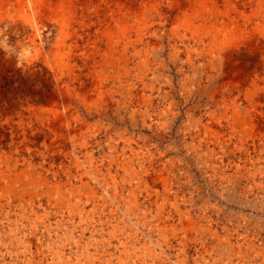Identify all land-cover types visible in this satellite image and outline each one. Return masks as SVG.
Segmentation results:
<instances>
[{"label": "rangeland", "instance_id": "374dc122", "mask_svg": "<svg viewBox=\"0 0 264 264\" xmlns=\"http://www.w3.org/2000/svg\"><path fill=\"white\" fill-rule=\"evenodd\" d=\"M138 1L0 0V171L7 164L5 160L12 143L22 150L38 147L44 140L40 137L42 128L48 122H55L59 112L62 116L67 114L63 111L69 107L74 116L95 126L99 131L97 139L104 138V130L132 138L136 150V145L142 147V156L133 157L135 164L146 157V165L148 159L159 165L170 185L166 212L173 211L172 204L177 201L178 209L197 224L190 230L184 221L178 227L177 238L188 239L190 243L198 234L202 236L207 227L210 233L224 239L253 240L264 250V33L260 32L263 26L256 28L255 24L264 23L254 19L248 23L240 17L242 12L263 10L264 0H217L220 10H226L224 5L228 2L225 6L231 12L227 21L218 16V22L238 25L241 31L227 41L218 35L214 54L221 58L215 65L212 84L207 82L204 59L200 61L202 56L197 51L200 46L189 57L182 47L192 44L199 36L198 31L185 24L183 14L180 15L181 7L189 13L186 9L191 0H147L145 16L125 27L112 24L110 29L117 34L113 36L118 54L141 32L147 33L146 38H152L155 47L148 55L142 53L140 60L148 61L146 69L141 74V70L133 74H140L139 78L146 84L144 95L149 101L134 102L136 113L132 120L130 111L123 109L119 114L110 111L102 118L98 111L108 110L111 99L124 93L126 85L136 83V90L142 85L131 75L124 87L113 91L112 85L103 81L107 71L100 77L82 63L81 58L92 47L93 39L87 41V35L94 32L91 24L97 16L103 20L118 4L134 8ZM63 15L65 21H60ZM254 17L259 19L261 14ZM155 31L158 34L154 37ZM101 47L105 48L103 43ZM235 110L252 118V130L235 125L232 117ZM202 125L209 126L211 131H202ZM82 138L90 140L88 135H83L78 141ZM99 150L93 149L96 158L107 152L104 146ZM82 168L87 170V163ZM18 182L23 183L20 177L14 182L0 178V264H46L52 262L47 256H55L57 250L63 255L59 264L104 261L100 253L87 245L90 234L86 228L91 224L88 220L74 216L73 221L61 223L53 211V215L41 219L34 227L30 220H21L20 206L6 210L7 200H16L17 190H21L19 187L23 184ZM141 187L135 191L138 200L145 194V187ZM158 189L162 191L161 186ZM29 190L21 191L23 206L28 204L29 195L25 193ZM92 207L91 202L87 203L85 217L92 218L93 215L87 214ZM5 210L10 216L6 217ZM167 236L174 241L172 233ZM104 238L108 237L95 239ZM85 247L88 253H83ZM192 250L188 264H192Z\"/></svg>", "mask_w": 264, "mask_h": 264}, {"label": "bare ground", "instance_id": "6f19581e", "mask_svg": "<svg viewBox=\"0 0 264 264\" xmlns=\"http://www.w3.org/2000/svg\"><path fill=\"white\" fill-rule=\"evenodd\" d=\"M191 2L186 9L188 14L180 6V15L183 14L185 24L198 31L199 36L191 41L192 44H182V47L189 57L192 50L200 46L197 51L202 56L200 61L204 59L203 69L208 70L207 82L211 83L216 76L213 73L215 65L221 58L214 54L218 35L222 36L223 41L231 40L241 29L237 27L238 25H228L226 22L231 13L228 12L229 7L225 6L229 5L228 2L224 5L226 10L219 9L217 0H191ZM63 8L65 7H61L62 10ZM146 9L147 0H139L134 8L118 4L115 9H110L108 17L104 16L101 20L97 16L91 24V27L95 29L92 34L87 35V41L90 38L93 39L92 47L89 49L88 55L81 58L82 63H85L90 69H94L96 73L100 74V77L104 71H107L108 75L104 76L106 78L103 77V81L112 85L113 91L124 87V84H127L126 82L131 79V75L134 81L142 85L139 90L135 88L136 83L126 85L127 89L124 93H121L118 98L111 99L108 110L101 112L96 110L99 112V117L106 118L110 111L119 114V110L123 109L124 112L130 111L132 120L136 113L133 111L135 101L142 100L143 103H146V100L149 101L144 95L146 84L139 78V75L148 64L147 60H140L142 53L148 55L151 49L155 47L152 45V38H146L147 33L141 32L135 36L134 41L128 42V45L125 44L118 54V44L114 42V33L110 29L112 24H115L116 27L121 25L125 27L138 17L145 16ZM65 10L69 15L70 11ZM252 13L253 11L250 14L242 12L240 17L244 22L250 23L254 19L262 20L264 23V9L258 11L261 14L259 19L254 17L258 16L257 12ZM221 15L226 21L218 22L217 17ZM235 17L237 16L235 15ZM107 20L109 23H106ZM162 20L159 19L160 22ZM60 21H65L64 15ZM165 24H161V26L164 27ZM255 24H257L256 28L263 26L260 32L264 33V25ZM157 34L158 31H155L152 36L155 37ZM102 43L105 46L104 49L101 47ZM140 70L139 75H133L134 72ZM253 86H255L254 83ZM141 93L142 95H140ZM86 111H88L87 114H90V110ZM63 112L67 114L62 116V113L59 112L55 117L59 123L56 121L48 122L42 128L40 132L42 136L40 137L44 140L38 144V147L35 146L32 149L28 146L22 150L12 143L13 148L9 150L8 155L6 154L8 157L4 156L7 164L4 170L1 169L0 178L14 182L16 178L20 177L21 182H23V185L18 182L22 186L19 187L21 190L16 189L17 194L14 197L16 200H7L6 210L20 206L23 210L21 220H30L34 227L41 219H47L53 215V211L55 218L60 219L61 223H67L68 220L74 219V216H79L81 220H88L91 224L86 228L90 234L87 245L100 253V259L104 260L100 264H113L114 261L119 264H188L191 249H193L194 256L191 258L192 264H264V250L254 244L253 240L245 238L241 241L238 239L233 241L230 238L224 239L216 233H210L211 229L207 227L204 228L205 230L203 229L202 236L198 234L190 243H187L188 239L177 238L178 227H181L184 221L186 223L184 226L190 230L197 224L178 209V206L175 205L177 201L172 204L173 211L170 209L166 212L167 202L170 204L168 201L170 197L166 195L170 185L162 172L163 170L159 169V165L151 159H148L146 165V157L141 158L142 161L135 164L133 157L137 159L138 156H142V147L136 145V150L133 147L132 138L126 139L122 133L116 135L114 130H104V138L97 139L96 136L99 131L95 129V126L90 125L91 123L89 124L84 118L74 116L69 107ZM232 117L235 125L252 130V118L248 114L242 115L240 111L235 110ZM201 128L205 132L211 131L206 125H202ZM83 135H88L90 140L82 138L78 141V137ZM101 146H104L107 152L102 157L96 158L93 149L99 150ZM84 163H87V170L82 168ZM141 186L145 187V194L143 197L141 196L142 201L138 200L135 195V191L141 189ZM158 186H161L162 191L158 189ZM23 188L26 190L31 188L25 193V195H29L26 206L22 205L24 204L21 192ZM132 199L133 202L131 203ZM84 200L87 203H92V210L88 211L87 214L95 215L94 217L87 218L84 216L87 206V203L83 202ZM153 207L155 208L154 211L152 210ZM5 215L6 217L10 216L8 211ZM84 232L85 230H83ZM167 233H172L174 241L173 238H168ZM104 236L108 238H104L102 241L95 239ZM40 244L38 241V246ZM74 245L79 246L77 242ZM88 247H85L83 253L89 252ZM75 254L78 253L75 252ZM49 256L52 262L46 264H59L63 255L57 250L55 256L49 254L47 257Z\"/></svg>", "mask_w": 264, "mask_h": 264}]
</instances>
